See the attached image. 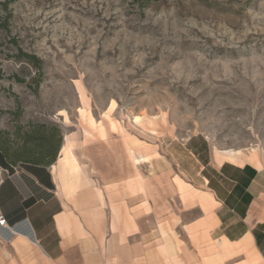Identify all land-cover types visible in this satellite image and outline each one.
Here are the masks:
<instances>
[{
  "label": "rangeland",
  "instance_id": "1",
  "mask_svg": "<svg viewBox=\"0 0 264 264\" xmlns=\"http://www.w3.org/2000/svg\"><path fill=\"white\" fill-rule=\"evenodd\" d=\"M55 128L191 224L212 164L264 168V0H0V145L17 159ZM24 248L0 264H52Z\"/></svg>",
  "mask_w": 264,
  "mask_h": 264
},
{
  "label": "crops",
  "instance_id": "2",
  "mask_svg": "<svg viewBox=\"0 0 264 264\" xmlns=\"http://www.w3.org/2000/svg\"><path fill=\"white\" fill-rule=\"evenodd\" d=\"M72 148L65 136L49 164H0V242L18 259L28 246L52 264H264L263 167L212 164L210 211L172 224L133 177L100 179Z\"/></svg>",
  "mask_w": 264,
  "mask_h": 264
},
{
  "label": "trees",
  "instance_id": "3",
  "mask_svg": "<svg viewBox=\"0 0 264 264\" xmlns=\"http://www.w3.org/2000/svg\"><path fill=\"white\" fill-rule=\"evenodd\" d=\"M134 2L145 4L150 1L155 0H132ZM39 126V125H38ZM42 127V126H41ZM57 131V139L55 140L53 136H51L46 131L42 132L40 138V142L38 143L36 149L27 148V150L20 155V152H16L15 156L17 159L23 162H31V163H46L49 164L55 160L57 152L60 148L59 140L62 138L61 131L58 128H55ZM36 150V151H35ZM23 155V156H22ZM10 157L8 150L3 146L0 145V164L7 161L12 165H16V160Z\"/></svg>",
  "mask_w": 264,
  "mask_h": 264
},
{
  "label": "built area",
  "instance_id": "4",
  "mask_svg": "<svg viewBox=\"0 0 264 264\" xmlns=\"http://www.w3.org/2000/svg\"><path fill=\"white\" fill-rule=\"evenodd\" d=\"M0 225L7 226V220L1 213H0Z\"/></svg>",
  "mask_w": 264,
  "mask_h": 264
},
{
  "label": "bare ground",
  "instance_id": "5",
  "mask_svg": "<svg viewBox=\"0 0 264 264\" xmlns=\"http://www.w3.org/2000/svg\"><path fill=\"white\" fill-rule=\"evenodd\" d=\"M65 148V147H64ZM64 150V149H63Z\"/></svg>",
  "mask_w": 264,
  "mask_h": 264
}]
</instances>
